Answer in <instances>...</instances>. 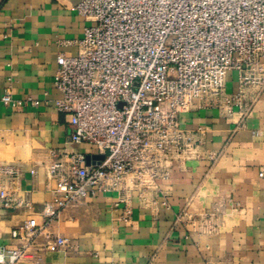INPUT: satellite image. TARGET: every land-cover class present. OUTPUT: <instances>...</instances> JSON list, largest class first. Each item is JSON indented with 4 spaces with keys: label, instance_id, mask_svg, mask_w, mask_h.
<instances>
[{
    "label": "crops",
    "instance_id": "1",
    "mask_svg": "<svg viewBox=\"0 0 264 264\" xmlns=\"http://www.w3.org/2000/svg\"><path fill=\"white\" fill-rule=\"evenodd\" d=\"M80 1L0 0V165L23 170L14 179L0 175V189L23 202L16 210L0 207L5 255L24 245L11 238L13 229L29 218L41 225L43 207L56 208L49 152L93 153L70 142L53 107L56 59L74 55L65 42L83 36L85 23L72 9ZM6 90L13 100L39 105H4ZM237 93L229 74L228 101L202 100L183 116L201 142L200 158L176 169L158 192L141 198L133 189L123 202L116 193L97 194L58 209L48 230L68 247L49 253L38 237L20 264H264V90L240 102Z\"/></svg>",
    "mask_w": 264,
    "mask_h": 264
},
{
    "label": "built area",
    "instance_id": "2",
    "mask_svg": "<svg viewBox=\"0 0 264 264\" xmlns=\"http://www.w3.org/2000/svg\"><path fill=\"white\" fill-rule=\"evenodd\" d=\"M72 9L85 28L80 40L65 42L76 53L56 59L53 107L65 118L70 142L95 151L49 152L56 208L43 207L41 225L29 218L13 229L11 238L24 245L6 255L1 250L0 264L23 262L38 237L49 253L67 248L66 238L48 230L58 209L105 193L123 202L133 189L143 198L198 160L201 142L182 125L183 116L202 100L228 101L229 74L237 78L235 101L264 90V0H82ZM1 102L39 105L13 100L8 90ZM22 173L20 165H0L2 177ZM258 178L264 182V168ZM22 206L0 189L2 209Z\"/></svg>",
    "mask_w": 264,
    "mask_h": 264
},
{
    "label": "water",
    "instance_id": "3",
    "mask_svg": "<svg viewBox=\"0 0 264 264\" xmlns=\"http://www.w3.org/2000/svg\"><path fill=\"white\" fill-rule=\"evenodd\" d=\"M88 158H89V157L86 158L87 161H88ZM93 158L96 159V160H101V159H102V156H93Z\"/></svg>",
    "mask_w": 264,
    "mask_h": 264
},
{
    "label": "rangeland",
    "instance_id": "4",
    "mask_svg": "<svg viewBox=\"0 0 264 264\" xmlns=\"http://www.w3.org/2000/svg\"><path fill=\"white\" fill-rule=\"evenodd\" d=\"M95 151V149H93V152Z\"/></svg>",
    "mask_w": 264,
    "mask_h": 264
}]
</instances>
